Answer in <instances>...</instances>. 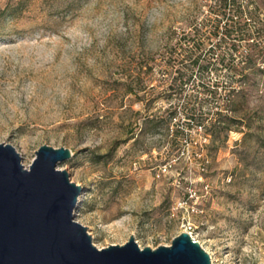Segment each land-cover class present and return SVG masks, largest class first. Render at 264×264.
<instances>
[{
    "label": "rangeland",
    "instance_id": "obj_1",
    "mask_svg": "<svg viewBox=\"0 0 264 264\" xmlns=\"http://www.w3.org/2000/svg\"><path fill=\"white\" fill-rule=\"evenodd\" d=\"M237 80L219 117L208 94ZM188 117L207 142L182 155ZM0 143L25 168L71 149L57 168L98 248L190 220L212 264H264V0H0Z\"/></svg>",
    "mask_w": 264,
    "mask_h": 264
},
{
    "label": "water",
    "instance_id": "obj_2",
    "mask_svg": "<svg viewBox=\"0 0 264 264\" xmlns=\"http://www.w3.org/2000/svg\"><path fill=\"white\" fill-rule=\"evenodd\" d=\"M29 168L0 143V264H212V254L187 232L170 245L141 248L133 235L98 248L75 208L83 187L59 163L71 149L42 144Z\"/></svg>",
    "mask_w": 264,
    "mask_h": 264
},
{
    "label": "built area",
    "instance_id": "obj_3",
    "mask_svg": "<svg viewBox=\"0 0 264 264\" xmlns=\"http://www.w3.org/2000/svg\"><path fill=\"white\" fill-rule=\"evenodd\" d=\"M238 78H243V77H242V75L239 74V75H237V79ZM244 80L243 81L237 80L235 83H233V82L229 83L228 81H225L224 82L225 85H223V86L221 85L222 86L221 88H223L221 95L218 94L220 96V99L218 98V96L214 97L213 94L211 92H209L208 97L211 98L213 100V102L215 101L214 104L216 106L214 107V109H215V111L219 117L222 115L226 116V117L231 115V112H232L231 102L233 100L234 95L236 93H239L241 91V88L245 86L246 82ZM211 89H213V88H211ZM216 101H218V102H216ZM203 129H205V122H203L202 120H197L196 118H193V117L187 118L186 127L182 128V131H184L183 132L184 134L180 140L181 154L182 155L189 152V148L201 146L202 144L207 142V137L205 135H201ZM191 131L198 132L200 134L198 136V138H196L195 136L192 137ZM194 195H195V192L191 191V192H189L188 197L193 198ZM188 197L185 201H183L181 203V205H186L188 208L193 209L194 206H192V204H188ZM184 227H185V232L189 233L191 235V237L193 238V236H192V232H193L192 227L193 226H192V223L190 222V220H185Z\"/></svg>",
    "mask_w": 264,
    "mask_h": 264
},
{
    "label": "trees",
    "instance_id": "obj_4",
    "mask_svg": "<svg viewBox=\"0 0 264 264\" xmlns=\"http://www.w3.org/2000/svg\"><path fill=\"white\" fill-rule=\"evenodd\" d=\"M197 63H198V60H197ZM212 65V64H211ZM202 70H206V69H209V66L208 65H205V66H202L201 68Z\"/></svg>",
    "mask_w": 264,
    "mask_h": 264
},
{
    "label": "bare ground",
    "instance_id": "obj_5",
    "mask_svg": "<svg viewBox=\"0 0 264 264\" xmlns=\"http://www.w3.org/2000/svg\"><path fill=\"white\" fill-rule=\"evenodd\" d=\"M193 236V235H192ZM193 238L195 239V237L193 236ZM196 240V239H195Z\"/></svg>",
    "mask_w": 264,
    "mask_h": 264
}]
</instances>
